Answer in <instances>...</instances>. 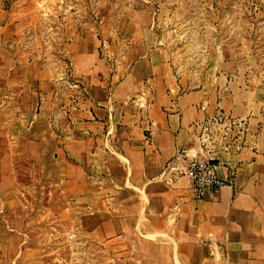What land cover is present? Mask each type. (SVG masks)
Masks as SVG:
<instances>
[{
	"label": "crops",
	"instance_id": "obj_1",
	"mask_svg": "<svg viewBox=\"0 0 264 264\" xmlns=\"http://www.w3.org/2000/svg\"><path fill=\"white\" fill-rule=\"evenodd\" d=\"M87 40L75 67L87 95L69 128L77 138L66 143V164L58 161L57 146L51 154L66 174L41 167L42 181L58 185L64 176L66 191H78L72 200L99 208L96 236L90 237L130 240L136 264H264V76L250 71L244 59L225 58L208 81L186 89L163 51L151 47L112 84L99 39ZM45 101L35 117L46 116L48 123ZM221 115L242 124L233 133L237 149L219 168L233 184L195 200L189 179L171 169L182 166L175 161L179 152L198 149L196 126ZM15 150L0 152L3 245L19 239L2 216L16 201L7 199L17 189ZM74 170L81 183H74Z\"/></svg>",
	"mask_w": 264,
	"mask_h": 264
},
{
	"label": "rangeland",
	"instance_id": "obj_2",
	"mask_svg": "<svg viewBox=\"0 0 264 264\" xmlns=\"http://www.w3.org/2000/svg\"><path fill=\"white\" fill-rule=\"evenodd\" d=\"M93 37L112 84L151 47L186 89L208 81L225 58L264 76V0H0V152L16 149L17 178L7 196L16 201L2 216L19 238L0 242V264H136L130 240L94 237L99 208L72 200L78 191H66L64 176L58 185L41 179V167L66 174L51 154L57 146L66 164V143L77 138L69 128L87 95L75 67ZM44 99L48 123L35 117Z\"/></svg>",
	"mask_w": 264,
	"mask_h": 264
},
{
	"label": "built area",
	"instance_id": "obj_3",
	"mask_svg": "<svg viewBox=\"0 0 264 264\" xmlns=\"http://www.w3.org/2000/svg\"><path fill=\"white\" fill-rule=\"evenodd\" d=\"M241 126L240 122L223 115L197 125L200 141L198 149L177 154L175 161L180 162L182 166L171 170L189 179L193 199L205 200L233 184V179L221 177L219 168L225 165L222 163L225 156L230 154L233 148L237 149L239 136L233 133ZM212 161L215 164H212Z\"/></svg>",
	"mask_w": 264,
	"mask_h": 264
},
{
	"label": "water",
	"instance_id": "obj_4",
	"mask_svg": "<svg viewBox=\"0 0 264 264\" xmlns=\"http://www.w3.org/2000/svg\"><path fill=\"white\" fill-rule=\"evenodd\" d=\"M211 163H212V164H215V162H213V161H212Z\"/></svg>",
	"mask_w": 264,
	"mask_h": 264
}]
</instances>
